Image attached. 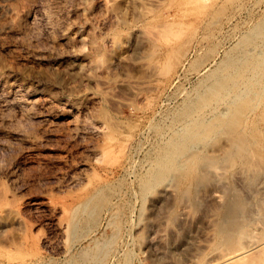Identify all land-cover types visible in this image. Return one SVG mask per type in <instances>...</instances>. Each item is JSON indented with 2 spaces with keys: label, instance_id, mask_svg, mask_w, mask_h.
Returning <instances> with one entry per match:
<instances>
[{
  "label": "rangeland",
  "instance_id": "rangeland-1",
  "mask_svg": "<svg viewBox=\"0 0 264 264\" xmlns=\"http://www.w3.org/2000/svg\"><path fill=\"white\" fill-rule=\"evenodd\" d=\"M109 1L0 0V264H264V0ZM102 124L118 169L69 234L49 204L82 192Z\"/></svg>",
  "mask_w": 264,
  "mask_h": 264
},
{
  "label": "bare ground",
  "instance_id": "bare-ground-1",
  "mask_svg": "<svg viewBox=\"0 0 264 264\" xmlns=\"http://www.w3.org/2000/svg\"><path fill=\"white\" fill-rule=\"evenodd\" d=\"M99 2H100V4H102V5H104L106 8H107V10L108 11H113V10H115L116 8H117V3L116 2H110L109 0H99ZM221 69H225V68H221ZM217 75V74H216ZM220 77H221V75H220ZM219 76L217 77L218 79V81H216V83L214 82V86H213V84H211L212 86L211 87H208V89L210 88V91L208 90V93H207V91L206 92H204V93H207L206 94V97H210V96H212L213 98H215L216 100H218V99H220L219 97H222V96H225V97H227L226 95L228 94V92H229V86H234L235 84H233V83H235V82H233L232 84H229L228 82V78L227 79H225V77L226 76H223L222 75V78H220ZM209 85V84H208ZM246 86H247V89H243V88H237V90L238 91H236V98H237V101H235L236 102V108H234V110L233 111H235V112H233V111H231L232 113H231V115H227L226 113H227V111L226 112H224L225 113V115H224V113L222 114L223 115V117L222 118H220V121L223 123L224 121H226V120H229V122L230 123H233V124H235L236 123V120L237 119H239V117H241V114L243 113V111H244V109H241V106H242V102H244V100H246L245 98H247L250 94H251V90H249L248 89V86H249V84H246ZM212 90V91H211ZM247 90V91H246ZM227 93V94H225V95H223L224 93ZM224 97V98H225ZM223 97L221 98V101H222V99H224ZM241 102V103H240ZM221 103H223V102H220V104ZM243 105H244V103H243ZM73 106V105H72ZM239 107V108H238ZM237 108H238V111L236 112V110H237ZM241 109V110H240ZM214 111H216V109L214 110ZM229 112V111H228ZM230 113V112H229ZM228 113V114H229ZM190 114V113H189ZM192 114V113H191ZM191 114H190V116H189V118L191 119V121H192V116H191ZM193 115V114H192ZM227 115V117H224V116H226ZM186 116H188V115H186ZM218 116V115H217ZM216 116V117H217ZM53 117V116H52ZM219 117V116H218ZM218 117H217V119H218ZM56 118H59V116L58 115H56L55 117H54V119H56ZM188 118V119H189ZM50 119H52V118H50ZM190 119H189V122H190ZM216 119V118H215ZM212 121V120H211ZM214 123L216 122V121H213ZM219 122H217V124L216 125H220V124H218ZM216 125H215V127H216ZM190 126H192V125H190ZM190 126H188V127H190ZM195 126H197V125H195ZM194 125H193V127H195ZM108 127L110 128V126L108 125ZM108 127H107V125H105V124H102V125H100V126H98L97 128H96V131H94L91 135H90V138L92 139V141L93 142H91L92 143V145H91V150H92V153L94 154V162H95V164H93V165H95L94 166V168H93V166H91L92 168H93V170H92V168H91V170H92V174L90 173V174H84V176L81 178V184L83 183V190H82V192H80V193H78V194H76L75 196H73L71 199H63V201L61 202V203H59V204H54V202H53V204H52V201H51V204H49L52 208H53V210H55V212H57V214H58V217H61V218H59L58 219V227L62 230V231H66V233H74L75 231H76V229L78 228V226H79V223L81 224V222H82V220L84 221V218L83 217H96L95 215H97L96 214V211L99 209L98 208V206L100 207V203H97L96 204V202H99V201H96L95 202V200H96V197H97V195H99V193L98 192H100V189H101V187H100V185L99 184H97L99 181L98 180H100L101 179V177L103 176V175H107V174H109L110 172H115L116 171V169H118V167L116 166V164H115V159H114V157H115V153H116V145H115V143H114V137H113V133L111 134V132H109V129H108ZM187 127V128H188ZM198 127V126H197ZM111 129V128H110ZM190 128H188V130H189ZM188 130L186 131L187 133H188ZM191 130V129H190ZM194 130V129H193ZM193 130L191 131V132H193ZM203 131V130H202ZM202 131H201V128H196L195 129V132H197V135H196V133H195V136H199V135H202ZM190 132V131H189ZM190 132V133H191ZM193 133H191V134H189V135H191V137L193 136L192 135ZM188 137H190V136H188ZM187 137V138H188ZM174 139V138H173ZM190 139V138H189ZM194 139V138H193ZM192 139V140H193ZM178 140V139H177ZM191 140V139H190ZM176 142V141H175ZM175 142H171L170 141V145H169V149L170 148H172V150L171 151H169V152H166L167 151V149H166V151L162 148V149H160L159 151H162V153L161 152H158V154L159 153H161V154H159L158 156H157V159H156V165H155V167L153 168L152 166H151V168H153L154 169V173L153 174H155L154 175V177H159V175H160V170H161V168L163 167V166H167V171L169 172V173H172L171 171H173V173L175 174V172H178V170L180 169V168H182V166L180 167V159L179 158H181V156H182V154H184L185 153V151L186 152H188L186 149H190L191 148V141H185L184 143V145H185V147L183 148V146L182 145H180L182 148V150L180 149V146H178L177 144H179L180 143V140H179V142L177 141V143H175ZM193 142V141H192ZM194 142H196V141H194ZM174 143L175 144V146H174V148H173V146H172V144ZM177 145V146H176ZM191 145V146H190ZM190 146V147H189ZM194 146V145H193ZM193 148V147H192ZM178 149H180L181 151H179ZM163 150L165 151V152H163ZM191 150V149H190ZM164 153H166V154H164ZM187 154V153H186ZM185 154V155H186ZM184 155V156H185ZM182 159H183V157H182ZM154 161V160H153ZM184 161V160H183ZM182 161V162H183ZM185 162V161H184ZM184 165V164H183ZM150 167V166H149ZM180 171V170H179ZM89 173V172H88ZM115 174V173H114ZM106 175H105V177H106ZM112 175V174H111ZM109 176V175H108ZM98 177H100V178H98ZM153 177V176H152ZM152 177H151V179H152ZM97 178H98V180H97ZM103 179V178H102ZM98 181V182H97ZM101 181V180H100ZM77 183V182H76ZM79 183V182H78ZM101 184H102V182H101ZM105 185V184H104ZM104 185L102 186V189H101V191L103 190V188H104ZM102 193V192H101ZM0 197L1 198H3V194L2 195H0ZM5 198V197H4ZM3 198V199H4ZM6 199V198H5ZM98 199V198H97ZM13 204V203H12ZM48 205V204H47ZM22 207V206H21ZM21 207H20V205L19 206H17V205H12L11 207H10V209H9V211H11V212H9V214H10V216L12 215V213H14L13 215H22L23 216V211H22V209H21ZM50 207V208H51ZM98 212V211H97ZM7 213V212H6ZM6 213H4V216H2V217H5V220H6V217L8 216ZM113 213V212H112ZM111 213V214H112ZM56 214V213H55ZM60 215V216H59ZM115 216V215H114ZM0 217H1V215H0ZM8 218H9V216H8ZM7 218V219H8ZM87 219V218H86ZM81 226V225H80ZM16 228V227H15ZM12 230V229H11ZM11 232V231H10ZM26 232V231H25ZM8 234H9V232H8ZM68 234V235H69ZM10 235H11V233H10ZM4 236V235H3ZM18 237V236H17ZM16 237V238H17ZM10 238V237H9ZM1 240V239H0ZM11 240V239H10ZM18 240V239H17ZM78 242V241H77ZM95 242H96V240H95ZM4 243V242H3ZM6 243V242H5ZM10 243V242H9ZM17 243V242H16ZM26 243H28V241L26 242ZM80 244V243H79ZM96 244V243H95ZM97 245V244H96ZM251 249L252 248H249V249H247L246 250V252H248V251H251Z\"/></svg>",
  "mask_w": 264,
  "mask_h": 264
},
{
  "label": "water",
  "instance_id": "water-1",
  "mask_svg": "<svg viewBox=\"0 0 264 264\" xmlns=\"http://www.w3.org/2000/svg\"><path fill=\"white\" fill-rule=\"evenodd\" d=\"M230 208L232 209V205L230 206ZM231 209H230V210H231Z\"/></svg>",
  "mask_w": 264,
  "mask_h": 264
}]
</instances>
